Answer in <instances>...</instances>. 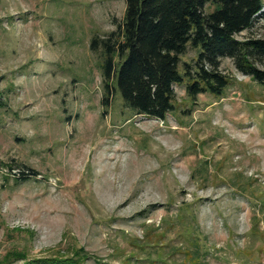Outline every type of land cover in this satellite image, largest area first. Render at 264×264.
Wrapping results in <instances>:
<instances>
[{"label": "rangeland", "instance_id": "obj_1", "mask_svg": "<svg viewBox=\"0 0 264 264\" xmlns=\"http://www.w3.org/2000/svg\"><path fill=\"white\" fill-rule=\"evenodd\" d=\"M125 10L0 0V264H264V90L225 59L223 98L175 86L164 121L104 107L90 45ZM237 39L264 40V9Z\"/></svg>", "mask_w": 264, "mask_h": 264}, {"label": "trees", "instance_id": "obj_2", "mask_svg": "<svg viewBox=\"0 0 264 264\" xmlns=\"http://www.w3.org/2000/svg\"><path fill=\"white\" fill-rule=\"evenodd\" d=\"M125 1L122 25L90 45L104 56V107L119 94L135 115L164 121L175 111V86L185 85L192 101L205 94L223 98L231 84L220 72L225 59L264 90V71L258 67L264 63V40L237 39L253 27L264 9L263 0ZM189 49L197 58L194 66L185 64L182 69L181 58ZM27 179L22 174L20 180Z\"/></svg>", "mask_w": 264, "mask_h": 264}]
</instances>
